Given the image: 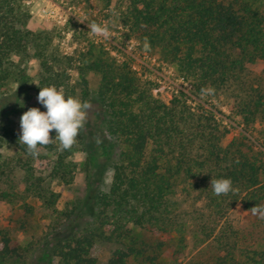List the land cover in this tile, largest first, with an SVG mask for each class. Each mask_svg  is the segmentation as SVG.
I'll use <instances>...</instances> for the list:
<instances>
[{"label":"trees","instance_id":"trees-1","mask_svg":"<svg viewBox=\"0 0 264 264\" xmlns=\"http://www.w3.org/2000/svg\"><path fill=\"white\" fill-rule=\"evenodd\" d=\"M104 1L116 4L126 39L173 64L195 99L180 91L163 101L132 60H119L89 42L79 70L99 81L95 92L84 90L81 99L94 102L96 121H85L70 149L58 150L57 140L39 146L33 157L0 113V200L18 203L27 217L35 207L26 199L34 198L50 217L36 263L166 264L168 252L176 264L187 257L185 264H264V238L240 230L230 218L237 204L249 210L264 205V79L248 68L264 61V2ZM30 17L24 0H0V93L10 59L32 55L42 68V84L76 96L65 71H58L63 59L53 42L56 29L34 31ZM209 87L211 92L202 91ZM221 96L231 98L230 109L244 125L227 144L230 130L214 103ZM259 124L263 128L257 131ZM93 128L103 132L99 142L88 137ZM49 135L54 138V130ZM75 145L86 152L88 180L103 169L111 171V182L89 201L82 198L61 211L51 183H73ZM6 148L14 150L11 157ZM17 168L23 171L21 189L12 179ZM225 176L235 191L214 195L211 178ZM140 231L154 241L140 238ZM105 242L117 246L100 263L92 251ZM24 252L0 229V263Z\"/></svg>","mask_w":264,"mask_h":264},{"label":"rangeland","instance_id":"rangeland-1","mask_svg":"<svg viewBox=\"0 0 264 264\" xmlns=\"http://www.w3.org/2000/svg\"><path fill=\"white\" fill-rule=\"evenodd\" d=\"M255 6H260L264 0H247ZM25 6L30 12L28 26L34 31L43 28L56 29L54 32V45L58 48V53L63 59V63L58 70L66 73L67 81L76 91V96L82 97L84 90L95 92L99 77L93 73L82 75L79 67V57L81 52H85L89 42L101 45L110 55L119 60L130 59L133 61L134 68L145 79H149L155 84L154 94L168 102L173 95L180 91L185 92L190 100L195 99L190 91V86L177 73L173 64L162 61L158 54L147 53L139 48L134 40H128L125 31L119 25L116 4L107 5L104 0H24ZM92 21L107 25L108 35L93 34L88 29V24ZM85 33V37L80 35ZM9 76L5 86L0 93V113L6 115L2 118L5 123L10 124L20 133V116L30 107L43 106L37 102L39 87L45 85L41 83L43 71L38 59L32 55L13 56L7 64ZM250 71L254 75L264 79V61L257 60L248 64ZM84 78L88 81L84 85ZM62 90V88H60ZM75 96V95H74ZM231 98L221 96L214 101L223 115L227 128L230 133L226 137L224 144L232 138L242 134L244 125L231 111ZM191 102V101H190ZM91 107L87 110L86 122L96 121V107L91 101ZM101 122V120L99 119ZM263 125L259 124L256 130L259 131ZM91 131V132H90ZM88 134L89 139L97 142L102 139L103 132L100 128L91 129ZM256 131V132H257ZM255 132V133H256ZM252 139V135L246 134ZM7 157L14 154V150L5 149ZM86 152L75 145L71 159L76 164L74 181L71 185L65 186L56 182L51 183L53 189L60 194L58 209L63 211L71 207L72 203L82 198L89 201L96 189H107L111 182V171L103 169L95 170L97 176L94 180H88L85 168ZM38 165V162H36ZM23 171L17 168L12 179L16 184H21ZM19 189L22 188L19 185ZM4 187V183H3ZM26 202L35 207L33 215L24 216L21 206L18 203H10L0 200V229L5 228L11 236L22 244L24 255L20 259H10L0 264H37L36 250L38 244L44 237L50 217L45 208L34 198H27ZM230 218L234 224L242 231H254L255 237L264 238V218H259L252 214V211L244 208L242 204H237L231 211ZM140 238L149 242L154 241L155 236L144 231L138 232ZM117 245L113 243H98L93 249L92 254L101 263L111 254ZM188 258V257H187ZM180 260V264L187 261ZM170 254H164L163 262L169 264ZM39 264V263H38ZM136 264H144L142 262ZM170 264H176L172 261Z\"/></svg>","mask_w":264,"mask_h":264},{"label":"clouds","instance_id":"clouds-1","mask_svg":"<svg viewBox=\"0 0 264 264\" xmlns=\"http://www.w3.org/2000/svg\"><path fill=\"white\" fill-rule=\"evenodd\" d=\"M88 29L93 34L107 36L108 27L92 21ZM37 102L39 107H30L24 111L19 120V141L26 146V151L36 157L39 146L47 145L58 140V150L70 149L76 142L78 133L84 126L87 110L91 104L77 96L66 95L56 85L39 87ZM202 91L211 92L209 87ZM54 130V138H50V131ZM99 142V140L97 141ZM211 188L214 195L227 194L235 191L231 177L211 178ZM252 214L264 218V205L251 208Z\"/></svg>","mask_w":264,"mask_h":264}]
</instances>
